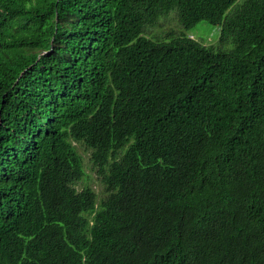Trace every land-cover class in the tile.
I'll return each instance as SVG.
<instances>
[{"label": "trees", "instance_id": "1", "mask_svg": "<svg viewBox=\"0 0 264 264\" xmlns=\"http://www.w3.org/2000/svg\"><path fill=\"white\" fill-rule=\"evenodd\" d=\"M0 264H264V0H0Z\"/></svg>", "mask_w": 264, "mask_h": 264}, {"label": "rangeland", "instance_id": "2", "mask_svg": "<svg viewBox=\"0 0 264 264\" xmlns=\"http://www.w3.org/2000/svg\"><path fill=\"white\" fill-rule=\"evenodd\" d=\"M175 19H174V14H170L166 18L160 19L159 22L161 23L163 21H167V22L162 23L161 25L162 29L164 28L168 29V28H173V27L176 28ZM159 30L161 29L156 28L153 30V32L155 33V32H158ZM159 32H160L159 34L163 33L161 31ZM187 35L191 37L193 40L207 47H210V46L217 47V48H221L224 51H228L232 49L231 45L220 47L219 42H218L219 41V30L204 22L197 24L192 30L187 32ZM83 155H84V168H85V172L88 175L87 183L90 184L95 191H98L100 188V184L98 182L97 176L90 170V165L88 163V154L85 153ZM82 186L83 185L81 184L78 188L81 189Z\"/></svg>", "mask_w": 264, "mask_h": 264}, {"label": "clouds", "instance_id": "3", "mask_svg": "<svg viewBox=\"0 0 264 264\" xmlns=\"http://www.w3.org/2000/svg\"><path fill=\"white\" fill-rule=\"evenodd\" d=\"M189 37V36H188ZM189 38H191V37H189ZM80 152H81V150H80Z\"/></svg>", "mask_w": 264, "mask_h": 264}]
</instances>
